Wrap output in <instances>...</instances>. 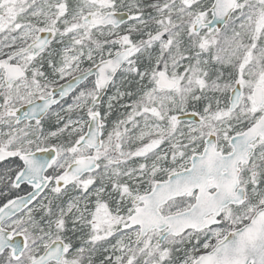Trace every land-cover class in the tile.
<instances>
[{
    "label": "snow or ice",
    "instance_id": "obj_1",
    "mask_svg": "<svg viewBox=\"0 0 264 264\" xmlns=\"http://www.w3.org/2000/svg\"><path fill=\"white\" fill-rule=\"evenodd\" d=\"M0 264H264V0H0Z\"/></svg>",
    "mask_w": 264,
    "mask_h": 264
}]
</instances>
